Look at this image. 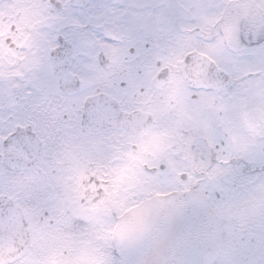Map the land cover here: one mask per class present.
Wrapping results in <instances>:
<instances>
[{
	"label": "snow or ice",
	"instance_id": "snow-or-ice-1",
	"mask_svg": "<svg viewBox=\"0 0 264 264\" xmlns=\"http://www.w3.org/2000/svg\"><path fill=\"white\" fill-rule=\"evenodd\" d=\"M0 264H264V0H0Z\"/></svg>",
	"mask_w": 264,
	"mask_h": 264
}]
</instances>
